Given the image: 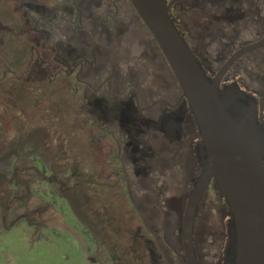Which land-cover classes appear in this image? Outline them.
Instances as JSON below:
<instances>
[{
  "label": "rangeland",
  "instance_id": "374dc122",
  "mask_svg": "<svg viewBox=\"0 0 264 264\" xmlns=\"http://www.w3.org/2000/svg\"><path fill=\"white\" fill-rule=\"evenodd\" d=\"M215 1L179 0L171 13L210 78L238 49L264 37V0H244L239 21L232 2ZM16 2L0 0V264H165L127 197L126 178L169 263L184 264L182 220L201 173L191 138L199 132L186 119L187 101L184 119L156 103L176 104L182 91L153 36L129 0L109 12L114 25L96 19L107 13V0L105 9L93 8V21L81 27L58 21L54 31L39 7L52 1ZM71 45L85 61L78 77L57 64L70 57ZM235 74L262 98L264 47L243 56L226 77ZM109 85L120 98L134 89L139 115L129 117L148 121L137 128L142 143L130 153L128 136L136 130L127 116L121 124L104 113L105 105H115L104 97ZM171 114L182 117L175 138L168 131L174 127L160 122ZM232 223L212 184L195 219L198 264H226Z\"/></svg>",
  "mask_w": 264,
  "mask_h": 264
},
{
  "label": "water",
  "instance_id": "95a60500",
  "mask_svg": "<svg viewBox=\"0 0 264 264\" xmlns=\"http://www.w3.org/2000/svg\"><path fill=\"white\" fill-rule=\"evenodd\" d=\"M129 1L169 64L182 91L180 100L187 101L204 146L201 173L188 196L182 220L184 264H198L194 225L211 182L228 205L233 222L232 250L226 264H264V128L257 121L253 101L240 109L221 91L226 73L242 56L263 47L264 37L238 49L210 78L170 17L175 1ZM131 203L146 230L155 237L140 210Z\"/></svg>",
  "mask_w": 264,
  "mask_h": 264
},
{
  "label": "flooded vegetation",
  "instance_id": "af4514ba",
  "mask_svg": "<svg viewBox=\"0 0 264 264\" xmlns=\"http://www.w3.org/2000/svg\"><path fill=\"white\" fill-rule=\"evenodd\" d=\"M10 1L15 3V4H18L16 1H18V2L20 1V3L22 4V3H24L25 0H10ZM50 1L53 2V4H54L53 6H47V5H44L41 3L39 5V7H40L41 11L45 14L44 17L42 18V20L46 23L47 27L49 26L50 29H52L51 31H54V29H56V26L58 25V23H57L58 21H65L71 27H77V25H78V27H81L80 24H78V23L79 22L81 23L84 20L93 21L95 18V13L93 12L94 11L93 8L96 7V11H100L102 9H105L103 2L107 1V0H99V2L97 4H94V2H93L94 0H50ZM118 1L119 0H111V2L108 4V10L105 9V11H104V14H105V12H107L104 15V17H102V18L97 17L96 19L99 18L103 22H107V23L109 22L110 24L114 25V20H113L114 15L111 17L109 15V12L113 11L114 13L117 14V12H118ZM173 1H175V2L173 3L170 10H173L175 8V6L177 5V2L179 0H172V2ZM215 2H216V5L218 4L219 6L226 5L227 2H232L231 4H233V5L230 6L229 10L233 11V12L235 11L234 18L236 19V21L241 20L245 16L244 15L245 11H244V8L242 6V4L244 3V0H216ZM25 4L28 6L31 5L30 2H28V3L25 2ZM24 14L26 15L27 13H24ZM249 17L250 18L253 17V14L250 11H249ZM101 20L98 23L100 24L101 27H104V24L101 23ZM261 29H262V31H264L263 19L261 22ZM72 31L76 32L77 29L75 28V30H72ZM38 32L42 33L43 36L50 35L49 34L50 32L47 33V30L40 29V31L38 30ZM71 46H73V45H71ZM71 46H70V51L68 54L70 57H68V58L66 56L64 58L61 57L62 59L59 60L57 62V64L61 66V70H63V71L70 68L71 72L69 74L76 73V77H78V73L80 71L84 70L85 61H83L84 60L83 57H81L80 55H76V51H75L76 47L75 46L71 47ZM240 59H238L237 62ZM78 60H80V61H78ZM252 62H254V61H252ZM232 67H231V69H232ZM230 70L226 73V75L230 72ZM226 75L224 76L222 83H221V91L223 92V94L227 97H231L235 107L240 108V109H244V108L249 107V102L253 101L255 104L257 121H258L259 125H261L264 128V93H263L262 98H259V97H257V95L255 93H253L252 91L249 90V86L242 84L240 82V80H239L240 77L238 74H235L230 79H228L226 77ZM112 89H113L112 85H109L107 88L108 93H106L104 95V97L106 98V101L108 103H110L112 101L115 103V105H112V107L110 105H105L104 108H109V109H105L104 113H108L109 115H111L113 117L116 114L117 119L119 118V120H121V124L123 123V118L125 117V114L127 113V111H129V113L134 112L135 114L137 113L139 115V110H137L139 108V106H138L139 100H138L137 93L135 92L134 89L130 88L127 95L125 97H122V98L117 97V96H112L111 95ZM180 97H181V95H180ZM180 97H179V100L177 101L176 104H173V105L171 104L172 106L166 105L164 103L165 101H161V102L164 103L169 108L172 107L173 112H175V111L181 112V115L184 119L185 117L183 114L186 112H185V110H183L184 106L183 105L181 106V104H182V102H185V100L184 99L180 100ZM97 101H100V100H97ZM101 101H103V100H101ZM191 113L192 112H190V114ZM172 114L163 116L166 119H165V122H162V125L167 129L170 126L171 127L173 126L175 130L174 131L168 130V131H170L169 132L170 136H174V138H175V135H177V126L180 125L182 117L174 116ZM140 118H141V116L139 117V121H140ZM191 118H192V121L194 122L195 126L197 127V124H196V121L193 117V114H191L190 117L187 116L186 119L189 122ZM135 119H137V118H135V116H134L133 120L135 121ZM134 121H133V124L135 123ZM160 122H161V120H160ZM133 130H136V131L133 133L131 132L130 134L132 136H138L139 131L135 125L133 126ZM197 130H198V127H197ZM172 132H173V134H172ZM198 132H199V130H198ZM176 137H178V136H176ZM191 140L196 144V145L194 144V147H195V150L198 154V159L200 162V158H201L202 154L204 153V146H203L202 139L200 138V133L198 136L192 137ZM126 146H127V144H126ZM117 161L119 162V160H117ZM120 165H122V164H120ZM123 175L125 176L124 171H123ZM212 184L215 185L214 182H211L209 184L208 188ZM125 189H126L127 197L131 203L132 198H131V193H130V188H129V180L127 178L125 179ZM131 205H132V203H131ZM136 213H137V211H136ZM137 215H138V213H137ZM138 217H139V215H138ZM139 219H140V217H139ZM140 221H141V219H140ZM145 223H146V220H145ZM141 224H142V227L144 228V230L154 240L155 249L159 251L161 257L163 258V260L165 262V264H167V262H166L167 256H166L165 252L163 251V249L161 248L160 243H159V239L157 238L156 234L149 228L153 232V234L155 235V237H154L153 235H151V233H149L146 230L142 221H141Z\"/></svg>",
  "mask_w": 264,
  "mask_h": 264
},
{
  "label": "trees",
  "instance_id": "16d2710c",
  "mask_svg": "<svg viewBox=\"0 0 264 264\" xmlns=\"http://www.w3.org/2000/svg\"><path fill=\"white\" fill-rule=\"evenodd\" d=\"M171 13H172V10H170V15H171ZM171 18H172V15L170 16ZM172 20H173V18H172ZM173 22L175 23V25H176V27L178 28V30L180 31V33L182 34V36H183V38L185 39V41H186V38H185V36L183 35V33H182V30L179 28V26H178V24H176V22L173 20ZM187 43V42H186ZM191 49V48H190ZM192 50V52H193V54L195 55V57H196V59L198 60V62H199V64H200V66L202 67V69L204 70V72L207 74V76L209 77V74H208V72H209V70L205 67V65L202 63V61H201V58H200V56H199V54L194 50V49H191ZM130 114H132V116H133V114H135L134 112H131V113H129V111H127V113L125 114V116H127L126 117V123L127 124H129V127L130 128H132V126H136L138 129H139V127H142V126H144V125H146V123L148 122V121H146V120H143L142 118H140V121H139V117L140 116H135V118H137V119H135V123L133 124V117H132V119H130V117L129 116H131ZM128 119H130V120H128ZM165 119L166 118H162L161 119V123L162 122H165ZM129 121V122H128ZM124 124H126L125 122H123ZM142 124V125H141ZM139 137L138 136H132L131 134H129V136H128V142H127V146H126V149H127V151H129V153L130 152H132L131 150H130V147H134V148H132V150H135V148H136V145L135 144H139V143H142L141 141L140 142H138L136 139H138ZM140 139V138H139ZM137 141V142H136Z\"/></svg>",
  "mask_w": 264,
  "mask_h": 264
}]
</instances>
